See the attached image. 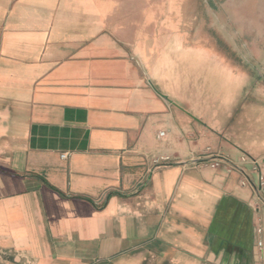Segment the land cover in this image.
<instances>
[{
  "label": "crops",
  "instance_id": "crops-1",
  "mask_svg": "<svg viewBox=\"0 0 264 264\" xmlns=\"http://www.w3.org/2000/svg\"><path fill=\"white\" fill-rule=\"evenodd\" d=\"M164 1L0 0V264H264V90Z\"/></svg>",
  "mask_w": 264,
  "mask_h": 264
},
{
  "label": "rangeland",
  "instance_id": "rangeland-1",
  "mask_svg": "<svg viewBox=\"0 0 264 264\" xmlns=\"http://www.w3.org/2000/svg\"><path fill=\"white\" fill-rule=\"evenodd\" d=\"M159 12L166 20L163 28L176 33L190 21L199 38L194 45L198 50L223 52L264 90V0H165ZM170 20L175 24L169 26Z\"/></svg>",
  "mask_w": 264,
  "mask_h": 264
},
{
  "label": "built area",
  "instance_id": "built-area-1",
  "mask_svg": "<svg viewBox=\"0 0 264 264\" xmlns=\"http://www.w3.org/2000/svg\"><path fill=\"white\" fill-rule=\"evenodd\" d=\"M162 160H157V161H155L157 164L159 163V161L161 162V161H168L169 160V158H161ZM228 163L230 166H231V168H237V164H233V163H231V162H228V161H226V160H223L222 162L221 161H215V162H213L212 164H211V166L212 167H214V168H217V167H219L220 166V164L221 163ZM243 162H246V160L245 159H243ZM254 171H258L259 172V184H260V187L262 188L263 187V185H264V174L262 173V164L261 163H255V166H254ZM249 183V179L247 178L246 180H244V181H242V185H247ZM258 191V190H257ZM262 233H263V230H262V228H258L257 229V234L258 235H262ZM258 246L260 247V248H262L263 247V242L260 240L259 242H258Z\"/></svg>",
  "mask_w": 264,
  "mask_h": 264
}]
</instances>
